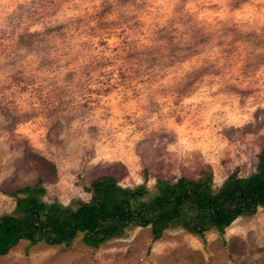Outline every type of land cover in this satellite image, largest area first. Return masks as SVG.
<instances>
[{"label": "rangeland", "instance_id": "obj_1", "mask_svg": "<svg viewBox=\"0 0 264 264\" xmlns=\"http://www.w3.org/2000/svg\"><path fill=\"white\" fill-rule=\"evenodd\" d=\"M264 152V0H0V216L43 181L76 208L212 172L248 177ZM0 264H264V210L199 237L150 228L98 250L21 242Z\"/></svg>", "mask_w": 264, "mask_h": 264}, {"label": "trees", "instance_id": "obj_2", "mask_svg": "<svg viewBox=\"0 0 264 264\" xmlns=\"http://www.w3.org/2000/svg\"><path fill=\"white\" fill-rule=\"evenodd\" d=\"M85 191L90 200L76 208L45 202L42 180L11 193L16 208L0 216V256L23 241L67 249L81 238L86 247L98 250L136 228H150L154 242L174 230L204 243L207 234L216 231L223 240L237 219L264 210V152L252 175L240 177L234 172L219 188L213 173L207 172L197 180L158 179L155 193L145 185L125 188L113 177L99 178Z\"/></svg>", "mask_w": 264, "mask_h": 264}]
</instances>
